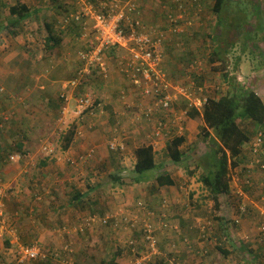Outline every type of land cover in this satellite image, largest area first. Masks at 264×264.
Wrapping results in <instances>:
<instances>
[{
    "label": "rangeland",
    "instance_id": "rangeland-1",
    "mask_svg": "<svg viewBox=\"0 0 264 264\" xmlns=\"http://www.w3.org/2000/svg\"><path fill=\"white\" fill-rule=\"evenodd\" d=\"M16 1L0 0V22L4 25L8 20L16 17L10 12V8ZM97 1L104 2L103 0H31V8L36 5L42 6L40 13L32 15L15 27L16 35L9 33L6 28L0 34V154L2 155L0 157L2 160L3 156L5 157L0 167V175H2L5 184L9 185H5V195L3 194L4 197H2L6 208V223L0 222V264H16L18 249L27 244H36L45 249L53 245L58 252L61 247L68 246L70 252H68L66 262L63 258L59 262L48 258L34 260L26 264H107L112 254L121 248L123 254L118 257V261L123 264H132L138 257L147 253V242L140 225L134 227L130 222L116 231L113 229L117 228L115 226L106 227L96 224L99 227V230L96 231L93 224L87 225L81 219L85 214L88 216V211L81 214L80 211L68 205L70 189L66 191V188L69 185L67 181L70 179L68 178L69 161L67 158L73 156H63L62 160L58 157L67 154L62 148L63 137L66 132L73 129L77 130V136L83 141L81 143L83 147L78 148L82 151L80 155L89 157L86 161L87 166L84 167L85 175L88 176L91 170L93 171L90 173L91 175L98 173L97 181L105 186V189H102V191L106 190L105 195L99 197V208L103 211L104 208L109 207V209L106 208V215L111 217L113 213H118L120 217L124 214L129 219L134 217L140 220L146 214L143 209L146 205L148 208L150 205L155 207L152 208V211H155V216L151 223L154 228L153 234L158 240V255L143 264H162L165 261L168 264H204V262L224 264L225 258L220 256L216 238L223 234H229V240H232L230 244H224V246L234 249L233 255L245 257L246 253L247 256L260 253L259 257L263 261L264 242L256 240L260 238L259 230L255 231L259 236L251 235L249 232V236L245 237L242 225L245 223L249 226L248 228L255 229L253 222L259 220L261 210L264 209V169L251 166L253 154L249 151L250 146L247 145L243 151L245 156L242 162L230 171L231 191L227 195H222V210L217 213L227 221L228 219L235 221V224L232 229H222L216 218H213L216 215L212 208L214 204L201 180L203 174L208 171L209 160L206 155L210 149L206 147L205 141H201V145L196 147L195 152L192 148L193 144H199V133L202 126L200 118L192 119L196 125L195 129L188 126L189 117H186L184 123L180 124L186 130L187 142L182 146L186 155L179 163L169 162L170 157L165 146L167 137L155 140L156 148H158L156 153L158 161L166 162L167 165L163 169L148 172V175L157 176L166 171L174 178L176 185L170 188L161 187L160 193L155 194H151L149 191V187L155 184V178L141 184L120 185L118 183V185L116 183L113 185V179L108 175L109 173H118V166H122L124 175L128 176L131 173L135 164V149L139 146L137 137L143 143L148 144L153 140L151 136L154 135L155 122L151 123V127L145 125L147 123H144L143 120L139 124L138 113L135 110H126L124 102L119 99L123 90L132 96L136 92L135 88L134 92L133 87L125 83V77L121 75L117 65L118 59L128 56L129 52L126 49L115 48L111 57L106 56L110 72L107 79L102 78L99 73L94 75L96 82L90 81L89 84H83L87 78L83 77L75 84H69V80L60 78V76L67 71L73 72L75 69L76 56L71 54L70 50L85 48L86 41L72 42L70 44L73 46L67 51L64 50L66 53L49 58L45 57L46 54L42 51L44 38L47 34L45 25L47 19L48 21L54 19L60 21L67 10L75 12L84 4L96 5ZM180 1L186 7H184L186 11L182 12L184 17L181 18L180 23L182 31L169 35L172 40L174 39V48L170 54L167 55V48L164 45V67L169 77L174 82L192 88V90L193 84L196 82L197 86H203L208 90L209 98L214 99L227 95L232 88L229 80H234L233 82L238 85L239 83L250 85L264 100V0H256V2L255 0H229L226 13H220L219 16L211 10L212 8H208L214 5L213 0L201 2L200 9L193 10L192 14L190 13L191 9L188 8V6H192V3L188 0ZM155 2L157 4V1ZM256 4L259 8H256ZM59 5H63L64 8L60 9ZM158 5V9L164 13L163 2L160 1ZM202 6L203 10H201ZM173 10L168 9L170 12ZM255 11L257 15L260 14V18L255 16ZM146 12V10L141 12V20L148 26L162 29L161 22L157 24V20L153 21L147 15L143 16ZM220 17L223 20L222 23ZM160 25L162 26L160 27ZM65 39L69 41L70 38L66 37ZM67 41L65 42L67 43ZM82 41L84 45H82ZM218 49L222 55L219 60L212 62L211 55L214 50ZM166 61L171 63L172 69L168 64L165 65ZM173 64L175 65L174 70ZM224 65L232 70L230 77L224 76V69L221 68ZM27 67L29 68L26 71V79L24 81L16 80L15 78L21 77L20 73L23 74ZM174 72H176L175 75ZM196 75L199 76L198 81L195 80ZM111 83H115V87H110L112 89L109 91ZM86 93H94L98 102L104 105H95L92 110L80 112L78 100L82 94ZM49 98L56 99L62 108L50 113L47 106ZM130 99L134 100L135 98ZM147 102L148 100L144 101V103ZM185 107L186 102L182 101L174 105L178 115H180L178 111ZM43 113L46 114L45 117L40 118ZM118 115L120 119L117 118ZM123 118L129 119L130 122L124 124L125 119ZM244 120H239V123L242 124ZM32 125L34 128L31 127ZM28 127L30 135L26 131ZM173 128L175 129L172 125V131ZM64 129L67 130L64 131ZM91 132L94 134L91 135ZM85 133L90 136H83ZM47 135H50L51 138L47 139ZM173 135L175 136V134ZM98 136L101 137L100 140L95 141ZM115 137L124 140L125 143L124 156L121 155L122 159L119 158L120 160H118L120 156L118 152L110 148V140ZM131 137L134 139L129 142ZM170 137L169 141L173 138L172 134ZM19 142L23 144L22 150L17 147ZM44 147L53 149V152L49 154L54 157L55 163L51 169L53 172L52 182L55 184L47 187V192L55 186H58L61 192L58 218L53 217L57 213L51 215L54 222H56L55 219L57 220V224L50 223L57 238H54L56 240L49 244L44 242L47 235L40 238L36 231L27 233L28 230H26L20 234L18 225L13 224L10 220L11 212L8 213L7 210L14 199L11 191L15 190V193H19L16 176L19 181H25L23 175L20 174L22 170L18 168L13 178L10 166L29 168L31 163L37 162L32 176L38 175L41 173L42 161L45 159L43 155H47V152L43 151ZM99 147H102L101 151H98ZM23 151L26 154L20 153ZM17 153H20L21 157L12 160L11 156ZM198 163L200 166L197 165ZM99 167L102 170L98 172ZM5 174L7 177L4 176ZM83 179L81 176V179L76 181L81 189L86 190L87 186H84ZM192 193H195L194 197L191 196ZM168 197H171L170 204L162 205L164 198ZM139 201L143 202V210H137L140 207ZM63 203L66 204V208L69 206L68 211L64 208ZM111 209L113 212L109 214ZM163 213H166L172 223L170 226H163L161 220ZM67 217L68 220H65ZM62 220L66 223L62 224ZM78 221L83 223L81 228L84 226L93 228L90 230L93 232L86 239L77 233V230L79 231V226L76 224ZM21 223H30V221L25 220ZM64 226L68 228L65 230ZM60 227L62 229H59ZM259 229L261 230V226ZM181 235L189 239L195 238L197 241L192 245L188 241L189 239L182 238L179 241L175 238V236L180 237ZM7 238L10 239L9 246L6 244ZM131 241L135 242V249H132ZM242 245H245V248L240 250ZM64 251H66L65 249L62 252L66 254ZM234 259L236 257H232V262H236ZM242 260H237V262ZM253 261L255 260L246 263L252 264Z\"/></svg>",
    "mask_w": 264,
    "mask_h": 264
},
{
    "label": "trees",
    "instance_id": "trees-1",
    "mask_svg": "<svg viewBox=\"0 0 264 264\" xmlns=\"http://www.w3.org/2000/svg\"><path fill=\"white\" fill-rule=\"evenodd\" d=\"M103 1L108 2L109 0H103ZM141 1L142 0L139 1V4ZM189 1L190 0H188V2ZM204 1H207V0H196V2L193 1L192 6L190 7L188 6V8L192 9V11L199 10L200 9L199 5H201L200 3ZM17 2H18L17 5H14L10 8L11 14L16 15V17L8 20L6 25L0 22V34L6 28V30L9 33H11L12 35H16L17 31L15 27H17L20 23H22L23 21H25L26 19L32 16L31 9L28 7L26 2L21 1V0ZM100 3H101L100 1H97V5H99ZM213 4H214L213 6L208 7V8L210 9L212 8L211 10L219 16L220 13H223V12L226 13V10H227L226 7L229 4V0H213ZM257 4H256V8H259ZM163 5L164 7L166 6L164 9V13H163L164 19L166 18V13L169 8L174 9L173 14L179 13L178 0H173V1L166 0L163 3ZM59 8L62 9L64 8V6L59 5ZM65 10H67L66 7H65ZM201 10H203V6ZM105 11H108V9H105ZM75 12H70L69 10H67L65 12V15H70V13H75ZM255 13L256 11L254 12V14ZM255 16L260 18L259 13L258 15L256 13ZM220 19L222 23L223 20L221 17ZM62 24H63L62 19L60 21H57V19L48 21L47 19L45 23L47 34L44 38V44L42 48V51L45 52L46 54L45 57L49 58L50 56L64 54L69 48L73 46V44H70V43L76 42V41L77 43L78 42L81 43V40H83L82 39V34H83L82 23H78L75 21L73 22L72 20L67 26H63ZM66 37L70 38L69 41L65 39ZM169 40L170 39L166 40L165 44ZM65 41H67V43ZM82 45H84V42L82 43ZM86 49H87V46L85 48L82 47L81 49H77V50L75 48L70 50L71 54H75L76 56L77 63H76L75 69L73 72L65 71L66 73L60 76V78L72 81L79 77L81 69L84 68L83 62L79 58V52L86 50ZM114 51H115V48L107 49L105 51L107 54V57H111L114 54ZM221 55L222 54L219 49L214 50L211 55L212 56L211 61L215 62L219 60ZM221 68L224 69L223 70L224 76L230 77L229 71L227 72V70L225 69L226 66L224 65ZM99 69L97 66H93V65L90 66L91 73L86 74L84 76L87 78L84 80L83 84H89L90 81H95L96 79L94 78V75H98L100 73ZM101 76L102 78H104L102 74ZM227 77H226V80H228ZM15 79L17 80V78ZM195 80L198 81L199 76L196 75ZM229 81H230L229 84H232L231 85L232 88L230 89L229 93L225 96H221L219 99L209 98L208 103L205 105L202 111L198 110L195 107L190 106V103L186 99H182L184 102H186V107L182 109L181 111H178L179 113L183 111H187V114L185 117L187 118L189 117L191 119L200 118L202 121V126H201V130L199 133V144L198 143H196L195 145L193 144L192 148H193V152H195L196 147L201 145L200 144L201 141H205L206 147L210 149L208 154L206 155L209 160L208 161V164H209L208 171H206V173L203 174L201 180H202V183L204 184V188H206L208 193H210V198L212 199L213 204H214L212 208L213 210H215L214 212L216 215L213 218H216V221L219 222L221 228L224 230H228L229 228L232 229L233 225L235 224V221H230V219H228L227 221L225 220V218L217 215V213L222 210V206H223L222 195H227L231 191L230 171L232 170V168L239 166L240 163L242 162V159L245 156L243 151L245 150V147L247 145H249L251 148L250 141L252 140L253 136L257 134L259 130H261L264 133V100L263 98L260 95H258L255 92V90L251 88L250 85H244L241 83H239L238 85V83L233 82L234 80L233 81L229 80ZM127 94H128V99L132 97L136 98V93L133 96H130L129 92H127ZM121 96H122V92L119 95V99H121ZM99 103L100 102H98L97 100L95 105H99ZM176 103H173V107ZM48 105L50 107H53L54 109L59 108L61 106V104L57 102L56 99L54 98L53 100L52 98L47 99V106ZM93 108L94 106H90L88 107L87 110H92ZM155 116L160 120L161 119L166 120L168 118L173 117L170 113L166 114L165 112L158 113ZM243 119L245 120L242 122V124H240L239 120H243ZM141 120L142 119H140L139 124ZM143 120H144V123L148 122L145 117H143ZM145 125H148L149 127H151L152 124L148 123ZM76 132L77 130L75 129L66 132V135L63 137L64 142H63L62 148L64 150H67L71 146V143L73 142L75 138ZM166 133H167L166 137L168 140L165 146H166V151L169 153V157H170L169 162L179 163L183 160V158L186 155L185 151H183L182 149V146L187 142L186 130L185 129L179 130L177 127H175V129L173 128V131L169 129L168 131H166ZM171 134L173 138L169 141V138H171L170 137ZM173 134H175V136ZM17 147L18 149L22 150L23 148L22 142H19L17 144ZM117 152H118V155H120L118 157V160H119V158L121 159V157L123 156L122 155L123 152L120 150ZM156 153L157 151L154 149L153 145L143 144L140 140V146L135 150L136 160H135V164L133 166L131 173H129L128 176L124 175V170H122V166H118V169H119L118 173L116 174L109 173L108 176L113 179V185H116V183L117 184L119 183L120 185H125V184L131 185L134 183L141 184V183H145L146 181L152 180L155 178L154 179L155 184L149 187V191L151 192V194L160 193L159 189L161 188V186L176 185V181L166 171H163L157 176L150 175V174L148 175V172L150 171L154 172L156 170L163 169L167 165L166 162L158 161V157ZM0 156L2 155L0 154ZM44 158L47 160L53 161V159H50V158H54V157L48 155V156H45ZM4 160H5V157L3 156V160L0 163V167L2 166L3 164L2 162ZM197 165L200 166L199 163ZM29 168L33 169L35 167H29ZM99 170L101 171L102 169L99 167L98 172ZM98 177H99L98 173L91 175V177L87 181L86 190L80 189L76 187L75 185L74 187L68 185L70 186V190L68 192V195L70 197H68L67 199L69 200L68 205L74 204L76 205V207H79V209L77 210L80 211L81 214H84L86 213L85 211H88L87 212L88 216L87 214L83 215L84 217L81 218L82 220H84L86 217H89V216H98L104 219H106L107 216L109 217V215H106V210L109 209V207H106L107 209L104 208L103 211L101 208H99L100 206L99 197L104 196L106 193V190L102 191V189H105V186H103L100 181H97L96 178ZM250 189H246V190L248 191ZM30 195H31V199L29 200L31 202L38 201L39 204H41L42 206V209H41L42 212L38 214L37 217L40 216L42 219H48L49 217H51L52 214H55V213L59 214L60 209H58V207L60 206V202H61V192L58 186L53 187L51 191H48V192L46 188V190L42 189L41 192L34 191ZM191 196L194 197L195 193H192ZM169 201L170 200L168 198H164L162 205L170 204ZM140 202L142 201H139L138 204ZM44 207H45V210H44ZM149 208L154 209L155 207L150 205ZM112 212L113 211L111 209V212L109 214H111ZM10 215H11V218H10L11 222L13 224L16 223V225H18V221L22 218L21 216L19 217V212L18 211L12 212ZM125 217L126 216L123 214L122 217L118 216L116 218L115 213H113L111 217L106 219V222H103V221L97 222L93 224V226L95 230L98 231L99 227H97L98 225L96 224L105 225L106 227L111 225V226L117 227L113 229L118 231L125 224H130V221L125 220ZM259 217H260V226H262V222H264V216L260 215ZM77 224L79 226V231L77 230V233L79 235H83L84 239H86L89 236V234L93 232V231H90L93 228L90 229V227L88 226H84L83 228H81L80 226L83 223H81L80 221H78ZM260 233L264 234V231L260 230ZM216 238L218 239L217 247L220 250L219 251L220 256L225 258L224 261L226 264H234V261L232 262V253L235 250L234 249L232 250L231 248L229 247L227 248V246L226 247L224 246V244L228 245L232 241L231 239L229 240V234H226V235L223 234V236L222 235L216 236ZM132 242H133L132 249H135L136 244L134 241H131V244ZM6 244L8 246L10 245L9 238H7ZM244 248H245V245H242L240 250H243ZM42 250L45 251L46 253L45 259L50 258L58 262L61 260V258H63L64 261L66 262V260H68V254H69L68 252H70L69 250H67L68 252L64 251L66 252V254L63 253L62 251L64 250V248L61 247V249H59V252H60L59 253L58 251L55 250L53 245L50 246L48 249H45L42 247ZM122 254H123L122 248L114 252L112 256L110 257V259L107 261V264H121L118 261V257H120V255ZM0 259H1V255H0ZM246 262L247 261L243 259L241 262H237V264H247L248 262L247 263ZM162 264H168V262L165 261Z\"/></svg>",
    "mask_w": 264,
    "mask_h": 264
},
{
    "label": "built area",
    "instance_id": "built-area-1",
    "mask_svg": "<svg viewBox=\"0 0 264 264\" xmlns=\"http://www.w3.org/2000/svg\"><path fill=\"white\" fill-rule=\"evenodd\" d=\"M139 1L109 0L108 2H101L99 5L84 4L75 13L63 16V26H67L72 20L73 22L82 23V39L87 43V49L79 52V58L83 62L84 68L81 69L77 79L68 81V83L75 84L82 80L86 74L91 73L90 66L92 65L97 66L98 69L100 68L99 70L103 77L108 78L110 72L106 62L107 54L105 51L114 47L126 49L129 52L128 56L119 58L117 65L122 75L133 87V91L135 88L136 98L134 100L128 99L127 91L123 90L121 100L124 102L126 110L137 111L138 118L140 117L143 120V117H145L148 121L146 122L147 124L155 122L154 135L151 136L153 140L148 144L153 145L157 151L155 140L157 138L160 139V137L166 138V131L171 129L172 125L179 130L184 129L180 124L184 123L187 111L180 112V115H178L175 112L173 103L178 102L180 99H186L190 106L202 111L208 103L209 96L207 95L208 90L203 86H197L196 82L193 84V90L174 82L164 67L165 41L170 38L169 35L182 31L180 23L181 18L184 17L183 13L186 11L185 5L178 0L179 13L173 14V12L167 11L166 22L168 28L167 30H162L148 26L141 20ZM193 1L196 2V0ZM193 1L190 0L189 2L192 3ZM105 9H108V11H105ZM97 100L93 93L82 94L78 100L79 111L83 112L88 107L95 106ZM145 100H148V102L144 103ZM161 112L170 113L173 117L160 120L155 115ZM123 141L117 137L110 140L111 150L124 152L125 143ZM250 145L249 151L253 154L251 166L264 169V133L261 130L253 136ZM43 151L47 152L45 156H48L50 155L49 153L53 152V149L44 147ZM20 157V153L11 156L12 160ZM88 158V155L79 157L81 160H87ZM67 160L76 164V160L72 157L67 158ZM5 190L6 186L0 176V222L5 219L6 210L2 199ZM139 205L140 207L137 210L145 209V207L142 209V202ZM145 211L146 214L140 220L134 217L130 219L127 216L125 217V220L130 221L132 226H141L148 247L147 253L138 257L136 262L132 264H143L158 255V240L153 234L154 228L151 223L155 213L148 209H145ZM260 215L264 216V209L261 210ZM118 216V213L115 214L116 218ZM161 217L166 218V213H163ZM108 218L107 216L106 219ZM106 219L98 216H89L84 221L91 226L97 222H106ZM162 224L163 226H170L172 223L169 224L164 219ZM261 230L264 231V222ZM64 249L70 251L68 246L64 247ZM45 258L46 253L40 246L36 244L22 245L18 249L16 264H26Z\"/></svg>",
    "mask_w": 264,
    "mask_h": 264
},
{
    "label": "crops",
    "instance_id": "crops-1",
    "mask_svg": "<svg viewBox=\"0 0 264 264\" xmlns=\"http://www.w3.org/2000/svg\"><path fill=\"white\" fill-rule=\"evenodd\" d=\"M17 1H19V0H17ZM17 1H16V3L14 5H17V3H18ZM23 1L26 2L27 5H28V7L31 9L32 15L37 14L38 12L40 13V7H42V6L39 7L38 5H36V7L31 8L32 7L31 4H30L31 0H23ZM155 1H157V4H155L156 3ZM160 1L164 3L166 0H164V1L163 0H142L140 2V4H139V7L141 9V12L143 10H146L147 11L143 16L147 15V17L150 18V19H153V21H154V19L157 20L158 21L157 24H159L161 22L163 24V26L160 25V27L162 26V29L163 30H167L168 24L166 22V18L164 19L163 12L160 11L161 9H158V6H159L158 3H160ZM170 1H173V0H170ZM62 2L65 4L64 1H62ZM150 2H151V4H150ZM37 10H38V12H37ZM35 12H37V13H35ZM190 13L192 14V9H191ZM157 24H156V26H157ZM153 25H155V23H153ZM159 29H161V28H159ZM169 39L170 40L167 41L166 44H165L166 45V48H167V55L170 54V52L174 48V39L172 40L171 37ZM167 64L172 69L171 63H169V61H166L165 65H167ZM28 68L29 67L25 68L26 70H24V73L23 74L20 73L21 77H17L16 76L17 77V80L24 81V79H26L25 78L27 76V72L26 71H27ZM174 69H175V65L173 64V70ZM17 71H19L18 68H17ZM175 74H176V72H174V75ZM125 81H126L125 82L126 84H129L126 79H125ZM110 87H113L114 88L115 87V83H111L109 85V89H108L109 91L112 89ZM106 91H107V89H106ZM180 100L182 102H184L182 99H180ZM39 101H41V99H39ZM13 102L15 103L14 100H13ZM36 104L37 103L35 102V105ZM99 105H102L103 106L104 104L99 103ZM61 108H62V105L59 108H56V109H54L53 107H50L48 105V110H50V113L52 111H54V110L59 111ZM48 110L46 111V114L48 113ZM103 111H104V109H103ZM116 112H117V110H116ZM43 114L41 115L40 118L45 117L46 114H44V115ZM117 118L120 119V116L118 115ZM123 119H125L124 120V124L125 123L128 124L130 122L129 119H127V118H123ZM189 119L190 120L187 121L188 122V126L189 127H192L193 129H195L196 128V125H195L194 121L191 118H189ZM118 121L120 122V120H118ZM31 127L34 128L33 125ZM65 130H67V129H64V131ZM26 131L28 132L27 134L30 135V129H29V127H28V129ZM76 134H77V132H76ZM76 134H75V138H74L73 142L71 143V146L67 150H65L67 152V154L58 157V159L62 160V157L63 156L66 157L67 155H72L73 157H76V158H73L72 157L74 160H76V164L68 163L69 164L67 166L68 171H69L68 178L70 180L67 181V184H69L70 186H73V187L75 185L76 187H78V188L81 189V187L78 186V182L76 180H78L79 178L81 179V176H82L84 178L82 180V182L84 183V186L87 185V181L91 177V174L90 173L93 172V171L92 170L89 171L88 176L85 175L86 173H85L84 167L87 166L86 165L87 164L86 161L88 159L87 160H81V159L78 158V157L81 156L80 153H82L81 149H78V148H82L83 147V145H81V143L83 141H81V139H79V137ZM93 134L94 133L91 132V135H93ZM83 136L87 137V136H90V134H86L85 133ZM48 138L49 139L51 138L50 135H47V139ZM100 138H101L100 136L96 137L95 141H99ZM132 139H134V137L129 138L128 141L130 142ZM137 140H138V143H139V146H140V140L141 139H139V137H137ZM141 142L143 143V141H141ZM143 144H145V143H143ZM101 148L99 147L98 148V151H101L100 150ZM122 155L124 156L123 153H122ZM39 156H41V155H39ZM134 156H135V154H134ZM50 159H53V158H50ZM43 160H45V161H42L41 173H39L38 175H34V176H32V175H33L36 167L33 168V169H30V168H24V167L21 168V166H17V165H15L16 167H14L13 165L10 166V168H11L10 173L13 175V178H14V176L16 174V171H17V168H18V169L22 170L20 172V174L23 175V177H24L23 179L25 181H22V182L19 181L18 177L16 176V183L18 184L17 188H18L19 193H15V190H12L11 191L12 195L14 196V199H13V203L10 204V206L7 207V210H8V213H9V211L11 213L12 212H17V211L20 212V216H22V218L18 221V231L20 232V234L23 233V232H25L26 230H28V231H26L27 233H34L36 231L38 233V235H39L40 238H42V237L44 238V236L47 235V237L44 240V242L47 243V244H49L52 241L56 240L54 238H57L56 234H54L55 231L52 230L53 227H51V224L50 223L57 224V220L55 219L56 222H54L53 221L54 220L53 217L58 218V215L59 214H57V215L55 214V216L49 217L48 219H42L40 216L37 217V215L42 212L41 211L42 206H41V204H39L38 201L31 202L29 200V199H31V195L30 194L33 193L34 191L41 192L42 189H45L46 190L47 187H49L52 184H55L54 182H52L53 181V178H52L53 172L51 171V169L55 166V163L52 160H47V159H43ZM135 160L136 159L134 158V162H135ZM0 176L2 177V175H0ZM4 176L7 177L6 174ZM170 176H171V174H170ZM65 178H66V174H65ZM2 179H3V177H2ZM3 182L5 184L4 179H3ZM5 185L7 186L8 184H5ZM70 186H68V188H66V191H68V189H70ZM161 187L170 188L171 186H161ZM4 195H5V192H4ZM28 195H30V196H28ZM170 198H169V200H170ZM3 204H4V209L6 210L5 203H3ZM63 204L65 205L64 208H66V204L65 203H63ZM60 206L58 207V209H60ZM70 206L73 209H79V207H76V205H74V204H70ZM146 206H145V209L152 210L151 208H148ZM68 209H69V206H67L66 210L68 211ZM44 210H45V207H44ZM51 218H53V219H51ZM164 219H165V221L167 223H171L168 217H166V218H162L161 217V220L162 221ZM25 220L30 221V223H21V221H25ZM65 220H68V217ZM3 222H4V224L6 223V217H5V219H4ZM61 223L62 224H65L66 222L64 220H62ZM253 223H255V225H254L256 227L255 229L248 228L249 226H247L245 223L242 225V229L244 231V235L243 236H245V237L249 236V232H251V235L259 236L257 233H255V231H258L259 230V232H260V229H259V227H260V217H259V220H257L256 222L254 221ZM262 224H263V222H262ZM64 228L66 230V228H68V227L67 226H64L63 229ZM59 229H62V227H60ZM67 234H69V233H67ZM243 236H242V238H243ZM259 237L260 238H258L256 240L259 241V242H264V234L263 233H260V236ZM175 238L177 240H179V241H181L182 238L183 239H186V240L189 239V238L183 237L182 235L180 237L179 236H175ZM188 241H190L192 243V245H193V243H195L197 240L195 238H192V239H189ZM189 249H191V248H189ZM259 254L260 253H258V255H251L250 254V256H247V253H246L245 254V257H241L240 255H233L232 254V257H236V259H234L236 262H237V260L245 259L246 261H250V262H252V260H255V261H253L252 264H263L264 263V260L262 261V259L259 257ZM178 257H181V255H178ZM251 258H252V260H251ZM236 262H234V264H237ZM207 263L204 262V264H207ZM121 264H123V263H121ZM224 264H226V263L224 262Z\"/></svg>",
    "mask_w": 264,
    "mask_h": 264
},
{
    "label": "clouds",
    "instance_id": "clouds-1",
    "mask_svg": "<svg viewBox=\"0 0 264 264\" xmlns=\"http://www.w3.org/2000/svg\"><path fill=\"white\" fill-rule=\"evenodd\" d=\"M114 48H115V47H114ZM225 69L227 70V72L230 70L229 73L232 72V70H231L229 67H227V68H225ZM229 76H230V74H229ZM20 153H22V154H26L25 151L20 152ZM43 156H45V155H43ZM29 167H37V162H36V163H31V164L29 165Z\"/></svg>",
    "mask_w": 264,
    "mask_h": 264
},
{
    "label": "flooded vegetation",
    "instance_id": "flooded-vegetation-1",
    "mask_svg": "<svg viewBox=\"0 0 264 264\" xmlns=\"http://www.w3.org/2000/svg\"><path fill=\"white\" fill-rule=\"evenodd\" d=\"M130 96H132V95H130Z\"/></svg>",
    "mask_w": 264,
    "mask_h": 264
}]
</instances>
